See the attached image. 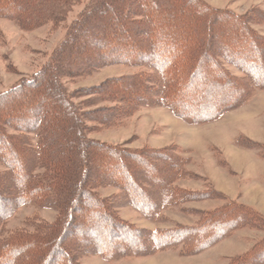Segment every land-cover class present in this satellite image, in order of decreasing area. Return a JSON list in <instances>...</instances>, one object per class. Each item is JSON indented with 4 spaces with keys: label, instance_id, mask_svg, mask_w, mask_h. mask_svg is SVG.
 Here are the masks:
<instances>
[{
    "label": "trees",
    "instance_id": "obj_1",
    "mask_svg": "<svg viewBox=\"0 0 264 264\" xmlns=\"http://www.w3.org/2000/svg\"><path fill=\"white\" fill-rule=\"evenodd\" d=\"M82 2L50 59L0 92V264H82L83 256L114 261L168 249L191 255L236 229L264 231V215L230 199L195 211L196 226L150 230L127 222L99 188L116 187L148 220L183 202L226 197L176 186L193 176L175 147L130 149L87 136L89 123L111 126L140 107H166L200 124L244 104L264 88V36L251 26L264 22V12L236 14L204 0H0V18L31 30L62 22ZM114 64L139 70L72 92L62 82ZM76 96L87 97V110ZM242 136L234 143L257 147L264 158V145ZM28 204L55 209V220L5 233L6 220ZM229 264H264V236Z\"/></svg>",
    "mask_w": 264,
    "mask_h": 264
},
{
    "label": "rangeland",
    "instance_id": "obj_2",
    "mask_svg": "<svg viewBox=\"0 0 264 264\" xmlns=\"http://www.w3.org/2000/svg\"><path fill=\"white\" fill-rule=\"evenodd\" d=\"M210 6L229 9L243 14L252 8L264 12V0H204ZM84 2L71 7L65 20L59 23L47 22L31 30H24L12 20L0 18V92L28 79L50 59L56 46L66 34L67 27L83 7ZM3 5L0 4V9ZM17 6L15 11H19ZM4 11H9L5 9ZM264 36V22L252 24ZM228 70L235 75L239 71L230 65ZM139 68L114 64L102 67L91 75L74 79H63L67 91L77 88L93 87L108 78L131 74ZM86 96L73 98L82 104ZM109 102H100L104 106ZM111 104V103H110ZM89 107H79L87 110ZM91 108V107H90ZM92 129L87 133L91 139L107 144L120 145L130 149L175 147L176 153L188 160L182 167L190 175L175 181L176 186L186 190L201 191L214 188L225 199H204L188 201L175 207L162 210L154 220L144 219L127 203L124 193L113 186L98 189L100 197L111 196L119 216L127 222L145 229L174 228L175 226H196L199 215L195 211H210L224 205L229 199L248 205L264 215V158L259 150L235 144L238 135L264 145V88L254 91L253 95L241 106L221 114L213 121L189 124L175 117L166 107H140L128 118L111 126L89 123ZM8 133H13L7 129ZM242 136V137H243ZM33 138V137H32ZM35 139H32L34 142ZM139 177H147L146 172ZM57 212L53 208H43L33 204L18 207L6 220L5 233L25 228L32 231L29 221L53 222ZM264 231L255 228L233 230L227 237L216 241L197 254L181 255L177 249L164 250L146 256L121 257L114 261L90 255L80 258L82 264H229L230 260L246 252ZM206 238L203 236L199 240Z\"/></svg>",
    "mask_w": 264,
    "mask_h": 264
}]
</instances>
